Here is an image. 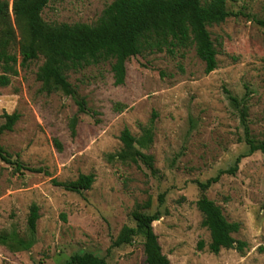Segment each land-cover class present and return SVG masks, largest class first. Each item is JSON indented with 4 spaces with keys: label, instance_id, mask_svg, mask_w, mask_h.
<instances>
[{
    "label": "rangeland",
    "instance_id": "rangeland-1",
    "mask_svg": "<svg viewBox=\"0 0 264 264\" xmlns=\"http://www.w3.org/2000/svg\"><path fill=\"white\" fill-rule=\"evenodd\" d=\"M113 1L52 0L42 17L50 24H93ZM228 8L235 16L208 28L219 63L210 74L194 49L134 57L120 86L109 63L71 73L70 82L90 109L80 115L75 137L69 121L77 105L70 97L41 91L42 56L19 66L11 85L0 87V126L4 113L20 114L0 144L26 167L49 172L14 175L0 160V232L34 242L31 250L16 253L0 245V264H67L80 253L109 264H147L142 236L113 247L125 226L135 227L137 208L161 213L153 226L173 264H264V154L249 153L241 110L229 100L232 94L247 105L251 137L264 142V27L256 22H264V0H228ZM17 33L20 40V29ZM151 124L153 144L142 153L154 156L156 175L116 157L125 128L139 138ZM239 156L244 157L238 172L224 175L207 196L230 222L241 224L235 238L248 247L215 255L195 204L201 194L197 182L230 169ZM81 174L96 176L81 194L54 184ZM32 204L40 208L34 234L28 226Z\"/></svg>",
    "mask_w": 264,
    "mask_h": 264
},
{
    "label": "trees",
    "instance_id": "trees-1",
    "mask_svg": "<svg viewBox=\"0 0 264 264\" xmlns=\"http://www.w3.org/2000/svg\"><path fill=\"white\" fill-rule=\"evenodd\" d=\"M51 1L0 0V87L11 85L13 77L19 74V66H26L42 56L44 62L37 73L41 91L47 95L59 93L70 97L78 107L76 115L69 121L73 137L77 135L80 115L89 113L90 109L86 98L70 82L71 73L109 63L114 83L120 86L126 82L127 62L132 58L164 52L174 56L178 52L194 49L198 58L205 63V72L210 74L218 68L219 63L218 51L208 28L235 16L228 8V0H114L93 24H50L43 19L42 13ZM256 22L264 27L263 21ZM18 29L22 35L20 40ZM229 100L241 110L249 153L264 154V142H257L251 137L247 105L232 94H229ZM2 118L5 122L0 126V137L13 131L20 114L4 113ZM142 132V136L137 138L125 128L120 135L123 148L116 157L123 164H143L156 175L154 156L142 153V150H148L153 144L152 124L151 127L142 128ZM55 145L59 151L63 150L58 140H55ZM137 149L138 152H135ZM243 157L239 156L233 167L220 171L205 183L197 182L201 194L195 204L203 217L202 227L210 233L208 250L215 255L223 249L243 253L248 247L247 242L235 238V234L241 230V224L230 222L222 207L207 196V191L219 183L224 175L233 176L238 172ZM0 160L13 168L14 175H24L26 171L49 174L43 168H28L18 159H13L1 144ZM95 181L94 174H81L74 181L55 180L54 184L66 191L81 194L90 190ZM39 212V206L32 204L28 226L33 234L40 219ZM161 216L160 212L149 214L140 208L135 209L132 212L135 227L125 226L113 247L130 245L135 237L142 236L147 264H173L163 253L154 230L153 224ZM0 245L16 253L31 250L34 242L16 232H0ZM200 247H205V243L200 242ZM67 264L109 262L93 253H80L73 255Z\"/></svg>",
    "mask_w": 264,
    "mask_h": 264
}]
</instances>
